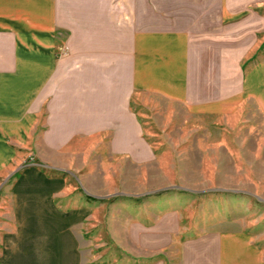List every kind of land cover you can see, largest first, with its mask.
<instances>
[{
  "label": "crops",
  "instance_id": "1",
  "mask_svg": "<svg viewBox=\"0 0 264 264\" xmlns=\"http://www.w3.org/2000/svg\"><path fill=\"white\" fill-rule=\"evenodd\" d=\"M263 32L264 0H0V169L13 135L35 133L42 156L103 135L106 154L150 165L144 123L168 105L209 110L248 91L264 112L263 56L245 61ZM45 166L18 167L0 198V264H98L82 249L93 195ZM160 201L123 226L130 249L110 264H264L243 233H191Z\"/></svg>",
  "mask_w": 264,
  "mask_h": 264
},
{
  "label": "rangeland",
  "instance_id": "2",
  "mask_svg": "<svg viewBox=\"0 0 264 264\" xmlns=\"http://www.w3.org/2000/svg\"><path fill=\"white\" fill-rule=\"evenodd\" d=\"M258 56L264 59V32L245 60L247 68L248 62L253 66L262 60ZM155 103L159 101L153 98ZM167 109L155 117L157 122L151 117L144 123L157 153L150 165L106 154L103 135L74 139L44 156L35 148V133L28 139L13 135L12 155L0 169V198L8 196L16 169L30 164L46 165L49 173L66 177L78 196L93 195L92 221L82 235L87 262L90 255L98 264L125 255L123 248L130 247L123 226L135 221L139 206L159 200L161 209L178 206L191 233L212 228L240 232L264 250V112L255 97L244 91L239 100L209 110L177 104ZM182 237L184 231L174 237L175 244Z\"/></svg>",
  "mask_w": 264,
  "mask_h": 264
}]
</instances>
